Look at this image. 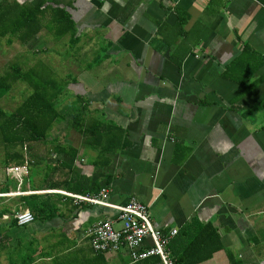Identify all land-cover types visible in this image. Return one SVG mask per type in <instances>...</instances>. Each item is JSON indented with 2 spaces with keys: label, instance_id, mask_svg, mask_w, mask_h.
I'll use <instances>...</instances> for the list:
<instances>
[{
  "label": "crops",
  "instance_id": "1",
  "mask_svg": "<svg viewBox=\"0 0 264 264\" xmlns=\"http://www.w3.org/2000/svg\"><path fill=\"white\" fill-rule=\"evenodd\" d=\"M9 8L40 9L24 44L67 58L46 79L25 74L36 64L1 75L28 88L4 111L42 92L57 108L52 123L46 105L33 113L43 125L10 149L0 131V264H162L97 251L88 229L116 211L50 191L103 186L114 203L146 204L165 234L194 217L216 228L223 247L200 264H264V0H0ZM16 150L24 162L8 164ZM23 209L28 225L14 219Z\"/></svg>",
  "mask_w": 264,
  "mask_h": 264
},
{
  "label": "trees",
  "instance_id": "2",
  "mask_svg": "<svg viewBox=\"0 0 264 264\" xmlns=\"http://www.w3.org/2000/svg\"><path fill=\"white\" fill-rule=\"evenodd\" d=\"M10 11L13 13L12 8H9L8 11L0 9V36H6L8 33L18 34L20 40L23 43H27L40 30L41 21L39 16L42 14L41 10H21L22 16H20V18H16ZM25 74L33 79L34 72ZM12 77L11 73L0 76V98L10 90ZM37 87L38 92L42 91V88L45 90L43 82L38 83ZM48 98L50 99H45L42 92L37 96L35 102H31L29 107L25 104V108L21 109L22 112L19 111V115L6 112L0 108V131L3 133L2 138L4 142L9 145L8 149H10V145H15L19 142L23 143V140L28 138V129L33 130L36 122L37 124L41 123L43 125L42 119L39 121H32L35 118L33 117V113L44 112V109L47 107L48 110L53 113L51 123L54 121L56 117L55 110L57 108V104L54 103V101H56L57 93L53 97ZM28 109L32 111L30 114H28ZM30 115H32V118ZM35 134L34 136L30 135V137H36V140L40 141L47 138L46 134L43 132L38 133L35 131ZM6 154L8 159H10L8 164H21L24 162L23 151L16 150L13 153L6 151ZM199 223L197 217L192 218L184 225L178 234L171 239L168 247L176 264H200L210 259L215 252L222 249L223 246L217 229L210 224L200 226Z\"/></svg>",
  "mask_w": 264,
  "mask_h": 264
},
{
  "label": "built area",
  "instance_id": "3",
  "mask_svg": "<svg viewBox=\"0 0 264 264\" xmlns=\"http://www.w3.org/2000/svg\"><path fill=\"white\" fill-rule=\"evenodd\" d=\"M26 166H16L8 169L20 181L23 173L27 172ZM64 194L73 199L75 204L89 203L116 211V216L101 220L88 229L89 238L93 247L100 252H117L126 248L133 260H140L157 255L162 264H176L169 250V243L178 234V229L163 233L157 229L151 219L149 208L136 198H130L125 204H117L111 200V190L103 186L94 193H71L62 190H50ZM14 219L19 225H28L35 220V215L28 209L19 210L14 214ZM120 227H116V223ZM149 238L151 244L144 246Z\"/></svg>",
  "mask_w": 264,
  "mask_h": 264
},
{
  "label": "rangeland",
  "instance_id": "4",
  "mask_svg": "<svg viewBox=\"0 0 264 264\" xmlns=\"http://www.w3.org/2000/svg\"><path fill=\"white\" fill-rule=\"evenodd\" d=\"M36 49H39V45L37 43L31 48V46L20 42L17 38H12L11 40H8L7 37L1 38L0 76L5 74L6 70H11L13 65L18 64H20V66H23L24 68H28V65L32 67L36 64L33 69V72L35 73V76L33 74L34 79H36V77L44 79V76L46 79L47 75H49L50 73V69L54 71V73L58 72L57 74H59L60 65L62 61L67 58V56L56 55L55 51L53 52V54L47 55V53H44L43 55L42 53H39L38 50L36 51ZM33 50L36 52L35 54ZM48 51L51 52L52 49L50 48L48 49ZM56 52H59V50H57ZM39 69H41V71ZM9 91L10 92L7 94V96L0 101V107L5 109L6 111L14 110V107H16L21 102V96L25 97L26 95H28V88L25 82L15 83L12 89ZM16 98H18L17 101ZM0 153L4 154V151L0 149Z\"/></svg>",
  "mask_w": 264,
  "mask_h": 264
}]
</instances>
